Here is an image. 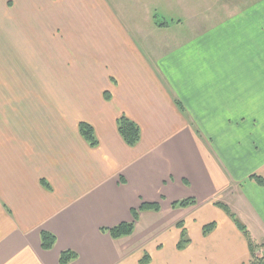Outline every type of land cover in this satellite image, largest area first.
I'll return each mask as SVG.
<instances>
[{
  "label": "crops",
  "instance_id": "1",
  "mask_svg": "<svg viewBox=\"0 0 264 264\" xmlns=\"http://www.w3.org/2000/svg\"><path fill=\"white\" fill-rule=\"evenodd\" d=\"M123 115L140 130L133 148ZM252 175L264 179V0H0V264H59L65 251L69 264H250L214 203L261 258ZM185 199L196 203L172 207ZM142 203L159 209L131 235L101 232Z\"/></svg>",
  "mask_w": 264,
  "mask_h": 264
},
{
  "label": "trees",
  "instance_id": "2",
  "mask_svg": "<svg viewBox=\"0 0 264 264\" xmlns=\"http://www.w3.org/2000/svg\"><path fill=\"white\" fill-rule=\"evenodd\" d=\"M160 25V24H157ZM163 26V25H160ZM164 27V26H163ZM106 99L109 100V98L106 96ZM176 105L180 109L181 112H183L182 105L176 101ZM117 131L124 141V143L128 147H135L140 139V130L136 124H134L132 121H130L127 117L120 116L117 121ZM79 133L82 136V138L85 140V142L91 147L95 148L98 145V141L96 139L95 133L93 128L86 124V123H80L79 124ZM250 180H252L255 184L258 186L264 187V179L257 176L252 175L250 176ZM42 185L46 187V189L49 190L48 184L46 182L42 181ZM196 202L193 199H185L178 202H175L172 204V207H181V208H187L191 205H194ZM216 207L221 209L228 217L232 219L238 230L246 237L248 248L250 251V264H264V255L261 258H258L255 254L256 251L259 248H263L262 245H255L251 238L249 237V234L247 232L246 227L235 217V215L230 211L229 207L225 204L216 202L214 203ZM159 206L158 204L152 203H142L140 207L137 210L131 211V216L133 218V222L131 223H122L119 224L116 227L113 228H102L101 232L107 233L111 238L113 239H120L123 237H127L132 234L134 229V223L138 217V214L140 212L144 211H158ZM215 228V223H210L203 227V234L207 235ZM56 242V238L54 235L48 233V232H41L40 233V247L44 251H49L53 248L54 244ZM189 241L185 238V231L183 230L181 233L180 241L177 244L178 249H183L185 245H187ZM77 259V254L71 251H65L60 254L59 257V264H69L72 261ZM149 262V257L147 254H144L142 260L140 261V264H147Z\"/></svg>",
  "mask_w": 264,
  "mask_h": 264
},
{
  "label": "rangeland",
  "instance_id": "3",
  "mask_svg": "<svg viewBox=\"0 0 264 264\" xmlns=\"http://www.w3.org/2000/svg\"><path fill=\"white\" fill-rule=\"evenodd\" d=\"M223 200H225L227 202L232 201V203L235 201L230 193H228L227 195H224ZM237 209H239V206L237 207ZM239 215H240V218L242 220H244L246 223H249V220L247 219V215L245 213H241ZM259 253L261 254V251ZM262 253H264V252H262Z\"/></svg>",
  "mask_w": 264,
  "mask_h": 264
}]
</instances>
